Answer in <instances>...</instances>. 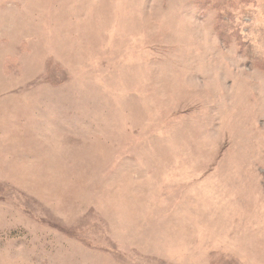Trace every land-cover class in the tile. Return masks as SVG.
<instances>
[{
    "label": "rangeland",
    "instance_id": "1",
    "mask_svg": "<svg viewBox=\"0 0 264 264\" xmlns=\"http://www.w3.org/2000/svg\"><path fill=\"white\" fill-rule=\"evenodd\" d=\"M0 264H264V0H0Z\"/></svg>",
    "mask_w": 264,
    "mask_h": 264
}]
</instances>
